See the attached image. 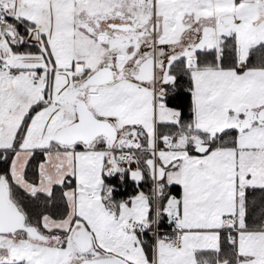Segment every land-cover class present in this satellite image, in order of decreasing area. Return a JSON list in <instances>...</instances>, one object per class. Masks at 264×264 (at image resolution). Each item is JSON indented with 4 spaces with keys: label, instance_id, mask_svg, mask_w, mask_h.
<instances>
[{
    "label": "snow or ice",
    "instance_id": "6c2138e0",
    "mask_svg": "<svg viewBox=\"0 0 264 264\" xmlns=\"http://www.w3.org/2000/svg\"><path fill=\"white\" fill-rule=\"evenodd\" d=\"M0 264H264V0H0Z\"/></svg>",
    "mask_w": 264,
    "mask_h": 264
}]
</instances>
